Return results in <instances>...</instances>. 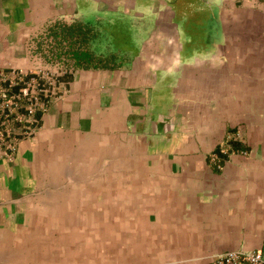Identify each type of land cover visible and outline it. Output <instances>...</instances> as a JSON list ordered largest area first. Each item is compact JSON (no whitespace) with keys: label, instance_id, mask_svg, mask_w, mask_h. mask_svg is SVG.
I'll return each mask as SVG.
<instances>
[{"label":"crops","instance_id":"1","mask_svg":"<svg viewBox=\"0 0 264 264\" xmlns=\"http://www.w3.org/2000/svg\"><path fill=\"white\" fill-rule=\"evenodd\" d=\"M56 20L119 63L69 69L0 158V264L264 253V0H0V71L53 69L32 44Z\"/></svg>","mask_w":264,"mask_h":264},{"label":"built area","instance_id":"2","mask_svg":"<svg viewBox=\"0 0 264 264\" xmlns=\"http://www.w3.org/2000/svg\"><path fill=\"white\" fill-rule=\"evenodd\" d=\"M35 71V75L25 81L22 91L9 93L8 87L0 86V158L11 157L19 138L35 132L37 111L43 110L52 98L58 96L55 80L62 71L57 67L37 68ZM23 73L15 70L1 72L0 78L14 84L21 80ZM242 263L264 264V253L259 250L226 251L214 256L208 264Z\"/></svg>","mask_w":264,"mask_h":264},{"label":"trees","instance_id":"3","mask_svg":"<svg viewBox=\"0 0 264 264\" xmlns=\"http://www.w3.org/2000/svg\"><path fill=\"white\" fill-rule=\"evenodd\" d=\"M102 34L95 24L92 25L82 21L66 23L56 20L47 24L35 36L32 44L33 51L39 54V58L44 64L57 67L62 71L56 77V89L58 79L71 74L69 72L71 68L104 67L109 64L117 65L119 63L121 49L116 44L107 43L109 47L105 46V52L94 53L93 43L95 41L101 43L104 38ZM107 47L110 50L106 49ZM10 71H0V73H9ZM35 73V70L23 73L21 80L14 84H9L8 81H3L0 78V86L8 87L9 93L22 91L25 87V81L35 75ZM40 112L41 110L37 111L36 115L38 116Z\"/></svg>","mask_w":264,"mask_h":264},{"label":"rangeland","instance_id":"4","mask_svg":"<svg viewBox=\"0 0 264 264\" xmlns=\"http://www.w3.org/2000/svg\"><path fill=\"white\" fill-rule=\"evenodd\" d=\"M212 21L213 22L211 24V27L208 28V32L204 36H198V35H196L195 38H194V40L191 41L192 48L189 49L190 51L200 52V50L203 49V48H201V46H203L205 43H207L208 40H212L213 38L216 40V38L218 36L220 37V32H219L218 24H217L216 20H212ZM200 31L201 30L198 29L197 33L200 34ZM186 38H188V37H184V36L181 37L180 38V42L187 41ZM188 40L190 41V39H188ZM198 40L204 41V43H201ZM198 55H200V54L197 53V56ZM47 69H51V68L50 67H47Z\"/></svg>","mask_w":264,"mask_h":264}]
</instances>
